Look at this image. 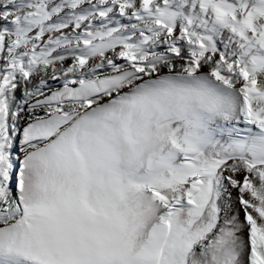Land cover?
I'll return each mask as SVG.
<instances>
[{
	"label": "snow or ice",
	"instance_id": "obj_1",
	"mask_svg": "<svg viewBox=\"0 0 264 264\" xmlns=\"http://www.w3.org/2000/svg\"><path fill=\"white\" fill-rule=\"evenodd\" d=\"M0 264H264V0H0Z\"/></svg>",
	"mask_w": 264,
	"mask_h": 264
}]
</instances>
